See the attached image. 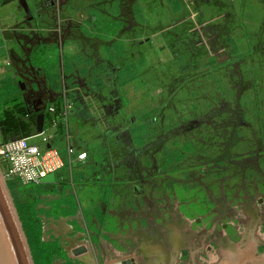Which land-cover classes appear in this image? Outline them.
Instances as JSON below:
<instances>
[{"label":"rangeland","instance_id":"374dc122","mask_svg":"<svg viewBox=\"0 0 264 264\" xmlns=\"http://www.w3.org/2000/svg\"><path fill=\"white\" fill-rule=\"evenodd\" d=\"M81 1L102 21L89 30L114 21L115 36L82 42L114 67L107 117L84 121L85 155L71 142L52 185L9 188L0 170L15 227L11 204H30L48 264H264V0ZM69 3L0 1V81L23 105L45 101L37 18Z\"/></svg>","mask_w":264,"mask_h":264},{"label":"crops","instance_id":"0c3cea01","mask_svg":"<svg viewBox=\"0 0 264 264\" xmlns=\"http://www.w3.org/2000/svg\"><path fill=\"white\" fill-rule=\"evenodd\" d=\"M81 2V0H71V3L61 6L63 9L62 13L56 15L43 13L37 18L38 21L41 19V22H50L49 26H41L43 27L41 30L46 29L38 38V44L42 45L43 63L50 66L51 73L54 76L52 82L54 83L49 82V79H47L46 74L40 66H33L29 62L31 68L35 67L41 70L40 81L43 85L45 101L41 99L40 104L37 106L41 107V111L45 113L44 129L52 135L47 147L49 149L48 154L51 155L50 163L54 167L63 165V159L68 152L67 149H69L68 147L71 142L77 153L85 150V139L81 143L79 142V144L77 141H73V136L75 137V134L83 131L87 127L84 121L91 120L92 125H95V128H98V130L103 127L98 123L97 119L100 121V119L103 120L107 117V103L102 97L108 87V82L104 77L108 76V71L112 72V74L115 72L114 67L107 66L108 63L105 59L100 61L97 56L93 58L92 52L82 44L84 39L113 37L115 33L110 26L114 24V21L107 22L109 25L108 28L102 27L94 31L89 30L88 24L91 25L92 23L93 26L97 27L102 21L98 22L93 16H88L87 13L84 14L82 7L80 8ZM66 8L67 10H64ZM66 11H69V13ZM112 48L113 51H111L110 46H104V51L110 60L116 59V55L119 53L118 47L113 46ZM108 68L110 69L108 70ZM75 70L78 71V75L85 77L84 83L79 82L80 79L77 81L78 77L75 74L72 75V72ZM116 76L117 74H115ZM64 84L67 86L65 87ZM117 85L119 83L114 86ZM112 87L113 85L111 89H113ZM66 97L73 99L74 106L76 107L64 118H59L56 125H51L49 122L50 116L46 112V107L53 105L59 117ZM89 99L98 102L96 105L98 107L97 110H99L97 112L98 117L93 116L92 113L94 108L96 110V107L90 106L88 102L92 101H88ZM35 101L28 104L29 109L32 108L30 110H34L33 103ZM113 102L116 106L119 102L118 97H113ZM78 123L81 125L79 131L77 127ZM54 152L57 154L53 155ZM99 178L100 176L95 178V181Z\"/></svg>","mask_w":264,"mask_h":264},{"label":"trees","instance_id":"16d2710c","mask_svg":"<svg viewBox=\"0 0 264 264\" xmlns=\"http://www.w3.org/2000/svg\"><path fill=\"white\" fill-rule=\"evenodd\" d=\"M29 61L33 66H40L42 71L46 74L47 79H49V82L54 83L52 82L54 76L51 73L50 66L43 63L42 45L37 44L33 48ZM17 90L18 85L11 77H7L0 81V134L2 136V142L22 136H30L36 132L37 112L30 110L28 105H23L18 101L16 95ZM12 102L14 103L16 113L8 106ZM10 134L15 135L12 138H9L8 136ZM16 182L19 181L15 179L7 180V186L12 188ZM54 183L29 185L38 187L52 185ZM14 207L21 223L23 233L26 237L33 264H48L52 245L51 243H46L40 240L38 221L31 205L14 200Z\"/></svg>","mask_w":264,"mask_h":264},{"label":"built area","instance_id":"2783aa9c","mask_svg":"<svg viewBox=\"0 0 264 264\" xmlns=\"http://www.w3.org/2000/svg\"><path fill=\"white\" fill-rule=\"evenodd\" d=\"M74 102L70 97L64 99L59 117L53 105L46 107L49 114V122L56 125L59 118H64L74 109ZM52 135L43 129L40 133H34L30 136H22L10 139L6 142H0V170L3 178L18 180L23 185L39 184L41 178L54 173L59 166H52L50 163L51 155L48 154L47 147ZM72 151L71 148L68 149ZM57 153L54 152L53 155ZM84 152L76 155L78 160L84 157Z\"/></svg>","mask_w":264,"mask_h":264},{"label":"water","instance_id":"95a60500","mask_svg":"<svg viewBox=\"0 0 264 264\" xmlns=\"http://www.w3.org/2000/svg\"><path fill=\"white\" fill-rule=\"evenodd\" d=\"M220 61V60H219ZM40 104V99H37L33 104L34 110L37 112L36 115V133H40L44 129V119L45 113L41 111V107L37 106ZM41 183H54L55 174L49 173L48 175L41 178ZM12 207V216L15 218L17 226L21 232L25 249L28 254L30 264H33L31 259L30 251L26 242V237L21 228V223L18 219L16 209L13 204ZM83 248H79L78 252L83 251ZM0 264H27L25 259V253L23 248L20 245L17 232L12 223V218L9 214L8 207L6 205L5 199L3 197L1 188H0ZM111 264H128L125 261L111 263Z\"/></svg>","mask_w":264,"mask_h":264},{"label":"bare ground","instance_id":"6f19581e","mask_svg":"<svg viewBox=\"0 0 264 264\" xmlns=\"http://www.w3.org/2000/svg\"><path fill=\"white\" fill-rule=\"evenodd\" d=\"M2 193H3V191H2ZM8 200V198L6 199V201ZM8 203H9V200L7 201ZM8 206V205H7ZM9 209V208H8ZM11 212H12V209H11ZM10 214V213H9ZM11 216V215H10ZM15 220V219H14ZM16 222V221H15ZM12 223H13V220H12ZM16 224V223H15ZM13 225H14V223H13ZM14 227H15V225H14ZM16 227H18L17 225H16ZM16 227H15V230H16ZM18 230H19V227H18ZM16 232H17V230H16ZM18 234H19V236H20V238L22 239V242H23V238H22V235H21V232H20V230H19V232L17 233V236H18ZM18 239H19V237H18ZM20 242V241H19ZM22 243L20 242V245H21ZM21 247L23 248V250H24V253H25V259H26V261H27V264H30V262H29V258H28V254H27V252H26V249H25V244H24V242H23V244L21 245Z\"/></svg>","mask_w":264,"mask_h":264},{"label":"flooded vegetation","instance_id":"af4514ba","mask_svg":"<svg viewBox=\"0 0 264 264\" xmlns=\"http://www.w3.org/2000/svg\"><path fill=\"white\" fill-rule=\"evenodd\" d=\"M34 104V103H33Z\"/></svg>","mask_w":264,"mask_h":264}]
</instances>
